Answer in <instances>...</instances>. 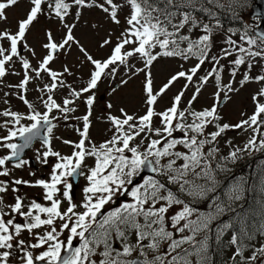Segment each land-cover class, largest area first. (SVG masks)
<instances>
[{"label": "snow or ice", "instance_id": "6c2138e0", "mask_svg": "<svg viewBox=\"0 0 264 264\" xmlns=\"http://www.w3.org/2000/svg\"><path fill=\"white\" fill-rule=\"evenodd\" d=\"M17 3L18 0H0V21L7 19L5 10ZM30 4L26 18L17 22L15 33L0 31V41L8 42L7 46L0 44V79L8 74L6 65L14 62V58L19 59L24 70L23 79L15 87L26 92L32 79H42V74H46L50 82L38 88L44 94L38 99L45 111H38L23 94H19L29 110L26 114L11 110L0 112V116L10 118L0 124V128H7V134L0 136V149L9 150V154L0 156V177L10 176L11 169L6 166L9 162H14L15 169L30 164L29 160L21 158L22 153L37 138L44 148L42 152L37 149V161L47 165L49 158L55 157L56 162L48 181L39 179L31 184L22 179L0 180V264H9L14 253L20 264H212L209 254L212 234L219 241L224 233L236 225L239 226L238 232H234L229 242L235 246L231 257L233 264H256L257 261L264 264V244L253 248L249 256L244 255L248 247L245 242L255 239V233L248 229V218L255 215V211H244L242 203L250 191L257 192L261 197L256 202L259 226L255 232L264 236V168L261 169L258 186L248 187L247 179L241 177L224 188L222 194H217L220 183L215 176L217 170L230 171L227 165L242 159L244 152H264V102H261L264 85L252 97L255 110L251 116L236 124H220L218 121L222 117L218 113V106L222 103L221 93L227 100L230 99L228 93L238 89L233 88L231 82L220 83L219 72L223 66L217 67L220 59L231 56L233 52L230 49H235L244 55L231 63L238 67L247 60V68L251 70L253 61L257 58L264 60V31L249 36L250 26L246 25L240 40L249 45L248 48L238 45L229 36L226 40L229 48L222 49L221 56H209L212 34L219 21L215 26L202 24L192 14L194 10H199L212 19L217 15L212 8L234 13L237 6L245 5H241L240 0H72L71 5L65 0H30ZM44 5H47L49 15L54 13L63 23L66 31L61 42L55 40L51 31L45 33L47 42L42 47L46 53L38 66L33 68L29 60L20 54L18 45L26 40V33L39 15L45 14ZM73 5L99 8L106 19L116 25L121 23L119 13L124 8L128 9L124 18L127 27L116 37V43L113 45L109 33L108 38L99 45L101 48L111 46L110 54L105 59L94 58L74 36L75 23L65 22ZM186 26L189 33L193 29H200L203 34L196 39L183 35L182 30ZM73 44L92 65L87 84L79 89L65 85L62 77L71 75L67 65L62 72L53 71L50 67L60 52H67ZM182 44H186V47H182ZM22 46L27 47V44ZM253 46L259 50L253 51ZM32 55H35L34 51ZM161 57L184 60L195 57L198 63L188 71L176 72L157 90L150 69ZM132 59L141 62L143 67L136 68L131 63ZM206 61L212 62L213 67L206 76L199 78V83L202 87L209 83L210 77L215 79L217 91L213 105L202 111L192 108L201 91V87H197L187 108L181 107L185 95L182 90L172 98L170 107L156 111L158 98L181 78L186 80V90ZM121 65L130 74L129 78L144 72L142 91L146 110L143 115L129 114L124 108L119 109V116L109 112L106 120L112 135L96 144L89 134V118L95 102L93 90L103 78H114ZM231 75H236L235 68ZM262 81L264 74L252 77L245 73L240 85L243 87L249 82ZM127 83V79L120 81V85ZM65 86L70 89V98L66 97L62 104L57 103L49 93ZM84 93L91 94L85 101L88 112L82 117V130L77 129L80 139L78 142L63 140L65 145L73 147V151L70 155H62L53 149V130L56 127L53 121L61 118L67 120L68 113L76 110L70 105ZM112 107L110 103L107 105L108 109ZM54 110L61 114L60 117L52 115ZM156 118L159 119V126L155 124ZM209 126L216 130L206 133ZM229 129H251L252 135L243 147L233 146L228 155L217 159L220 150L213 145ZM177 132L181 135H174ZM257 136L260 137L259 141ZM16 140L21 142H14ZM228 143L231 144L230 141ZM178 146L186 151L178 150ZM88 158L93 160V164L85 173ZM143 169L155 175L145 177L141 184H133V177ZM77 176H84L88 182L79 203L74 201V185L71 182ZM10 184L42 188L43 199L49 204L35 200L25 204L24 198L19 195L15 196L14 203L6 204L3 194L10 190ZM172 186H177L179 194L173 191ZM11 191L17 193L19 189L11 187ZM181 195L191 197L192 203L208 201V211L192 207ZM118 196H127L130 200L103 212L105 206L113 203L114 197ZM176 205H181V210L175 211ZM228 213L234 214L232 219L221 222V218ZM17 217H22L23 222H19ZM42 228L46 230L38 231ZM65 230L68 232L66 241L60 239ZM23 232L29 234L31 241L21 238ZM76 238L80 243L74 247Z\"/></svg>", "mask_w": 264, "mask_h": 264}, {"label": "rangeland", "instance_id": "374dc122", "mask_svg": "<svg viewBox=\"0 0 264 264\" xmlns=\"http://www.w3.org/2000/svg\"><path fill=\"white\" fill-rule=\"evenodd\" d=\"M65 2L72 4V0H65ZM98 2H102V0H98ZM241 5H245L244 3H240ZM244 6V13L242 17L244 27L246 25L250 26L249 29L252 30L253 26L250 21V7ZM31 4L30 0H18V3L14 6L9 7L5 10L7 19L4 21H0V31L7 30L11 33H15L17 31V22L26 18L27 12L30 10ZM128 12L127 8H124L119 13V18L121 23L116 25L111 23L108 19H106L105 14L96 7L91 8H79L78 6L73 5L69 9V14L65 17V22L68 24L75 23V28L73 30V34L76 39L82 44L87 51L96 59L103 60L105 59L111 51V46L101 48L100 43L108 38L109 33L112 37L113 45L116 43V37L120 35L125 27H127L125 23V16ZM77 13L79 16L77 17ZM178 19V18H177ZM255 25H258V21H256ZM255 26V27H256ZM232 31H229V30ZM228 30H217L214 29L211 39V51L209 56H221V50L224 48H229V45L226 43L227 38L230 36L231 39L237 41L238 45H243L245 48H248L244 41L240 40V35L243 33L241 30H236L230 28ZM51 31L55 40L57 42H61V38L65 33V29L63 27V23L55 17L54 13L51 15L48 14V11L45 14L39 15L38 19L30 26V30L26 33V40L22 42L21 45H18V50L20 54L28 59L33 68L38 66V62L43 58L46 53V50L42 47L44 43H46L45 33ZM235 33V34H233ZM183 35H190L192 39H196L198 35V31L193 29L191 33L188 31V27L182 30ZM6 41H0V44L7 46ZM27 44V47H23V44ZM259 43V42H258ZM182 47H186V44H182ZM31 50V51H30ZM159 49H157L158 51ZM233 54L231 56H227L225 58L220 59V65L223 68L220 70V83L228 84L232 83V87L238 89V91L230 92L228 95L230 99L225 100L223 92L221 93L220 100L224 102L222 105L218 106V113L222 117L218 123L224 124H236L243 119H247L251 116L255 110V104L252 100L253 95H255L262 85H264V81L262 82H249L244 84L243 87L240 85V81L243 78L245 73H248L250 76L255 77L256 75L264 74V60H260L257 58L253 61V67L251 70L247 68V60L244 65L241 67H235L236 75L233 77L231 75L232 67L227 66V62H231L233 59H236L240 55H244L239 53L235 49H230ZM253 51L259 50L255 46L252 48ZM35 52V55H32V52ZM197 58L192 57L187 60H184L179 57H161L157 61L154 62L150 71L152 74V79L154 83V87L158 90L167 80L179 71H188L192 67H194L198 60ZM131 63L135 65L136 68H142L143 64L136 59H132ZM67 65L71 71V75H65L62 79L65 82V85H71L72 88H82L84 87L89 79L90 71L92 70V65L88 63L83 54L79 51V48L73 44L71 48L65 52L61 51L59 56L50 64V67L53 71L62 72L64 66ZM213 67V63L206 61L200 68V70L193 77V82L189 85V87L185 90L184 85L186 80L181 78L161 97L158 98V102L155 105L156 111H163L166 108L171 106L172 98L177 95L180 91L184 90L185 95L182 97V108L188 107V101L191 99L193 93L195 92L197 87H201L199 83V78L206 76L209 71H211ZM8 70V74L5 75L2 79H0V112L4 110H11L13 112H18L21 114H26L29 110L27 106L23 103V101L19 98V94H23L25 98L32 103L35 107L36 105L43 106L42 102L38 97L44 95L38 91V88L43 87L45 83L50 82V77L46 74H42V79H32L27 86V91L21 90L17 87L20 81L23 79L24 70L22 69V65L19 59L14 58V62L6 65ZM34 75V73H33ZM126 73L125 66L121 65L118 68V71L114 78L108 77L103 78L98 87L93 90L95 94V102L92 106V114L90 116V129L89 134L91 140L96 144H99L112 135L108 129L110 128V124L107 122L106 117L109 112L112 115L119 116L120 108H124L129 114L135 113L136 115H143L145 113V105H144V93L142 91L143 82L145 79L144 72H139L138 74L131 76ZM121 79H127L128 83L126 85H120ZM113 88L116 90L113 91ZM217 91L216 81L214 78H209V83L203 85L201 87V91L197 96L196 100L192 104V108L196 111H202L205 108H210L215 100L214 93ZM70 89L68 87H61L57 90H54L49 95H52L53 99L57 101V103L63 102L66 97H69ZM11 94V96L5 95ZM91 93H84L83 96L76 100L73 105L70 107H74L76 110L74 112L68 113V119H61L58 123V127L54 132L55 138L57 139L59 144V152L62 155H69L71 150L70 145H65L63 140H70L73 142H78L77 134L73 137V129H81L83 126L82 117L87 114L88 106L86 104V98ZM46 99V96L44 97ZM70 98V97H69ZM7 101V103H5ZM261 102H264V98H261ZM112 104L113 107L111 109L107 108L108 104ZM44 107V106H43ZM57 111H53L52 115H55ZM79 118V119H78ZM6 119H10L7 117L0 116V124ZM22 123H27V121H22ZM156 126H159V119H155ZM216 129L213 126H209L206 129V133H210L215 131ZM7 134V128H0V136H4ZM176 136H180L179 132L174 133ZM252 135V130L248 129V131L234 130L229 129L226 130L220 137L217 138V141L213 146L219 148V153L217 154V159L220 156L228 155L229 151L232 150L233 146L243 147L245 142L248 140L249 136ZM73 138V140H71ZM231 142L229 144L228 142ZM178 150L186 151L181 146H178ZM7 149H0V156L7 155ZM249 152H244L242 155H247ZM178 164L180 161L177 162ZM93 160L88 158L85 161V173L87 172V168L92 166ZM229 163L228 165H230ZM227 165V166H228ZM232 165V164H231ZM220 171V170H217ZM24 172V171H23ZM224 172V171H222ZM136 177V176H135ZM133 177V179L135 178ZM15 178V177H14ZM143 183V182H142ZM88 184L85 179L83 188ZM226 187L229 184H225ZM176 187V186H175ZM225 187V188H226ZM217 194H222L217 190ZM183 197H187L186 195H181ZM117 197H114V201ZM83 199V194L80 196L76 194L74 201L79 203ZM127 200H130L127 197ZM113 203H110L105 206L109 208ZM182 208V207H181ZM180 207L174 206L175 211L181 210ZM68 236L67 230H65L60 239L66 241ZM23 234L21 235V238ZM28 241H31V238L24 237ZM79 240V238L74 239ZM261 244H264V239H259L254 244L253 248L260 247ZM252 249L245 251L244 255L247 257L251 254ZM231 251H227L225 253L226 259H229ZM14 257L9 259V264H20L19 259L16 254H13ZM239 259V258H237ZM12 261V262H11ZM19 262V263H17ZM259 264V261L256 262Z\"/></svg>", "mask_w": 264, "mask_h": 264}, {"label": "trees", "instance_id": "16d2710c", "mask_svg": "<svg viewBox=\"0 0 264 264\" xmlns=\"http://www.w3.org/2000/svg\"><path fill=\"white\" fill-rule=\"evenodd\" d=\"M254 2L255 0H240V3H244L246 6H249L250 4H253ZM205 6L210 7L208 5H205ZM43 7L47 11V5H44ZM212 10L217 12L216 17L212 19H209L205 15V13L199 10H194L192 14L202 24H209L211 26H215L218 20L219 26L214 27V29L216 28L217 30H223V29L228 30L230 28H233V29L241 30L244 32L245 27L243 25L242 17H243V13L245 10L243 7L237 6L234 13L230 10H217L215 8H212ZM196 31H198L199 36L203 34L200 29H196ZM248 34L249 36H253L249 28H248ZM234 60L235 59H233L232 61ZM231 62L228 61L227 66H231L233 69L236 66H234ZM239 67H241V65ZM262 68H264V65L262 66ZM259 139L260 137L257 136L258 141ZM231 164L228 165V168L230 169V171H226V172L216 171L215 173L216 179L220 183V188L217 189L219 192L223 191V189L226 187L225 184H230L234 180L241 178V177L247 179L248 187H252L253 185L258 186L259 181H260L261 169L264 168V152L252 151L251 153H248L247 155H242V159L237 160L235 163H231ZM172 188H173V191H176L179 194L177 186L176 187L172 186ZM181 198L184 199L186 202L191 203L192 207H195L199 209L200 211H205V212L208 211V208H207L208 201H200L198 203H192L191 197L181 196ZM260 198L261 197L258 195L257 192L250 191L246 194L245 200L242 202L244 206L243 207L244 211H248L250 209L255 211V215H251L248 218V229L249 231L255 233V239L245 242L248 245L245 251L252 249L254 244L257 242V240L264 239V236L255 232L256 228L259 226L258 225L259 214H258V208H257L256 202ZM176 206L180 208L182 207L181 205H176ZM239 210L240 209L238 208V211ZM233 215L234 214L232 213L226 214L225 216L221 218V222L231 220ZM213 228H215V225H213ZM238 228L239 226L236 225L234 229H231L228 232L224 233L219 241L215 239L214 233L212 234V239L209 240V254L212 259V264H233L231 257L235 251V246L231 245L229 242L234 232H238ZM227 251H231V254L228 260L226 259V256H225V253Z\"/></svg>", "mask_w": 264, "mask_h": 264}, {"label": "flooded vegetation", "instance_id": "af4514ba", "mask_svg": "<svg viewBox=\"0 0 264 264\" xmlns=\"http://www.w3.org/2000/svg\"><path fill=\"white\" fill-rule=\"evenodd\" d=\"M8 96L12 97L11 94H8L6 98H8ZM36 109L38 111H41V112L45 111L44 107L43 106H39V105H36ZM60 115L61 114L59 112H56V114H55V116H57V117H60ZM61 119H57V120L53 121V123L56 124V127L53 130V140H52L53 149L55 151H59V144H58L57 139L54 136V132H55L56 128L58 127V123H59V121ZM43 133H44V130H42V135H43ZM72 133H73V137L77 134V140L80 139L79 132L77 131V129H73ZM71 140H73V138H71ZM14 142L18 143L17 140L14 141ZM70 147H71V150H73V147L72 146H70ZM37 149H39L41 152L44 151V148L42 147V144H41V141H40L39 138H37L36 140H34L32 142V144L29 147V150L26 153H24L22 155V157H21L22 159L29 160L30 164L26 165V166H24V167H22L20 169H15L13 167L14 162H9L6 166L11 169V174H10L9 177H0V180L12 181V180H15V179H22V180L29 181L31 184H35V181H37L39 179H43L45 181H48L50 179L51 168L54 165V163L56 162V158L55 157H50L49 158V163L47 165H43V164L39 163L37 161V159H36V157H37ZM7 151H8L7 154H9V150H7ZM71 153L72 152H70V154ZM30 173H35V174L34 175H30ZM84 181H85V177L84 176H79L78 177L77 186H75L73 184L74 185L73 190H72L73 198L76 197V194H78L80 196L83 194ZM71 182H72V179H71ZM11 187H17L19 189V191L17 193H13L11 191ZM9 189L10 190L7 193L3 194L4 195V201H5L6 204L14 203L16 195H19V196L23 197L25 204L29 203L32 200H35V201H37L39 203H42L44 205H48L49 204V202H47V201H45L43 199V190H42V188H40L38 186L33 187V186H28V185H23V184L16 186V185H11L10 184L9 185ZM65 207H66V202H65ZM104 210L107 212L109 209L106 208ZM111 210H112V208H111ZM42 218H43V215H42ZM17 219H18L19 222H21V223L23 222V218L22 217H17ZM57 228L59 230V222L57 223ZM44 230H46V229L42 228V229H40L38 231L43 232ZM22 234H23L22 238H24V237H27L28 239L30 238V236H29V234L27 232H23ZM76 241L78 243L80 242L79 240H76ZM10 260H12V259H10Z\"/></svg>", "mask_w": 264, "mask_h": 264}, {"label": "water", "instance_id": "95a60500", "mask_svg": "<svg viewBox=\"0 0 264 264\" xmlns=\"http://www.w3.org/2000/svg\"><path fill=\"white\" fill-rule=\"evenodd\" d=\"M250 19L254 20L257 19L259 20V25L258 27H256L255 29H253L252 34L255 35V33L257 31H264V0H255V2L251 5L250 7ZM224 102L221 103V105ZM18 143H20L21 141L17 140ZM29 150V148L25 149L24 152L22 153V155L24 153H26ZM148 176H154L153 173L149 172L147 169H143L140 174L133 179V184H140L141 181ZM78 177L72 178V182L75 186H77L78 183ZM126 198V196H121L119 199H117L116 201V205L119 203L120 200H124ZM73 246H77V244L75 242H73Z\"/></svg>", "mask_w": 264, "mask_h": 264}]
</instances>
